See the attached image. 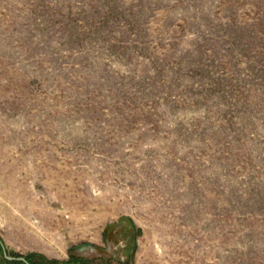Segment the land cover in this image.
<instances>
[{
    "label": "rangeland",
    "instance_id": "rangeland-1",
    "mask_svg": "<svg viewBox=\"0 0 264 264\" xmlns=\"http://www.w3.org/2000/svg\"><path fill=\"white\" fill-rule=\"evenodd\" d=\"M120 224L123 264H264V0H0L3 249Z\"/></svg>",
    "mask_w": 264,
    "mask_h": 264
},
{
    "label": "flooded vegetation",
    "instance_id": "flooded-vegetation-1",
    "mask_svg": "<svg viewBox=\"0 0 264 264\" xmlns=\"http://www.w3.org/2000/svg\"><path fill=\"white\" fill-rule=\"evenodd\" d=\"M134 232H132L129 225H115L108 227L102 232V243L91 245V247L82 246L81 251H74L73 249L68 252V259L61 264H111L113 261L123 264L129 261V258L134 249L133 246ZM115 243V245L111 244ZM94 247V248H93ZM88 248V249H87ZM88 250V253L99 254L96 259H91L82 252ZM116 249V255L113 250ZM87 254V252H86ZM9 256V258L7 257ZM14 255H7V251L3 249V243L0 238V264L14 263V264H52L47 261H36L34 258L23 256L26 262L21 261ZM116 258V259H115Z\"/></svg>",
    "mask_w": 264,
    "mask_h": 264
},
{
    "label": "water",
    "instance_id": "water-1",
    "mask_svg": "<svg viewBox=\"0 0 264 264\" xmlns=\"http://www.w3.org/2000/svg\"><path fill=\"white\" fill-rule=\"evenodd\" d=\"M82 246H87V247H91V245L90 244H85V243H83L81 246H79V247H82ZM78 247H72L71 249H77ZM94 248V247H93ZM70 249V250H71ZM8 258H9V256H7ZM18 259H20L21 261H23V262H26V260H25V258L23 257V256H19V257H17Z\"/></svg>",
    "mask_w": 264,
    "mask_h": 264
},
{
    "label": "bare ground",
    "instance_id": "bare-ground-1",
    "mask_svg": "<svg viewBox=\"0 0 264 264\" xmlns=\"http://www.w3.org/2000/svg\"><path fill=\"white\" fill-rule=\"evenodd\" d=\"M52 186V185H51Z\"/></svg>",
    "mask_w": 264,
    "mask_h": 264
}]
</instances>
